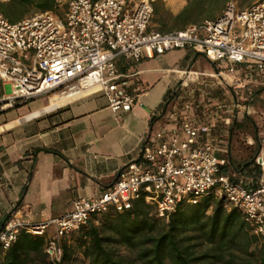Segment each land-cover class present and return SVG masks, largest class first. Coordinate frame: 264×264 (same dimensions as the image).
<instances>
[{
    "label": "built area",
    "instance_id": "1",
    "mask_svg": "<svg viewBox=\"0 0 264 264\" xmlns=\"http://www.w3.org/2000/svg\"><path fill=\"white\" fill-rule=\"evenodd\" d=\"M153 1L67 0L61 15L36 11L14 22L0 13V86H9L0 95V111L42 94L87 92H100L113 112L129 111L134 98L125 91L126 76L117 72L119 57L138 61L188 48L224 69L221 79L197 80V86L180 95L182 111L175 106L168 113L171 128L158 127L139 158L120 167L98 194L77 197L67 213L37 224L6 218L0 226L2 250L20 231L43 235V252L54 264L61 258V239L93 216L123 212L141 200L166 222L178 204H195L207 194L235 207L250 232L264 236V149L252 158L257 176H236L225 156L227 141L210 134L221 112V130L227 135L235 119L231 113L247 111L264 80V0L244 7L230 0L213 18L166 32L149 28ZM230 75L237 77L231 85L224 81ZM227 86L230 92L216 98L214 90L225 92ZM184 87L181 83L180 89ZM195 90H200L198 96ZM49 226L53 232L47 234Z\"/></svg>",
    "mask_w": 264,
    "mask_h": 264
},
{
    "label": "crops",
    "instance_id": "2",
    "mask_svg": "<svg viewBox=\"0 0 264 264\" xmlns=\"http://www.w3.org/2000/svg\"><path fill=\"white\" fill-rule=\"evenodd\" d=\"M153 2L166 17L178 13L186 0ZM150 21L149 28L156 30ZM115 64L126 76L125 91L134 98L129 111H111L100 92L62 101L42 94L0 111V226L12 215L28 224L44 222L67 213L75 198L98 194L120 167L139 158L158 127L171 128L169 111L175 106L182 111L181 83H211L224 75L221 64L188 48L138 61L119 57ZM236 78L230 75L224 81L231 85ZM8 92V85L0 86V95ZM228 92L227 86L225 92L218 87L213 93L219 99ZM231 114L237 118L240 112ZM226 131L221 130L219 112L210 134L227 141ZM52 232L49 226L46 233Z\"/></svg>",
    "mask_w": 264,
    "mask_h": 264
},
{
    "label": "trees",
    "instance_id": "3",
    "mask_svg": "<svg viewBox=\"0 0 264 264\" xmlns=\"http://www.w3.org/2000/svg\"><path fill=\"white\" fill-rule=\"evenodd\" d=\"M226 1L186 0L178 13L166 17L162 15V6L153 2L151 20L161 32L182 29L203 17L213 18ZM55 4V0H8L0 2V13L14 22L23 15L21 8L53 10ZM244 126V120H232L228 127V167L236 176L254 177L258 168L252 158L258 147L247 146L250 154L245 152L239 160L230 154V137ZM213 196L207 194L195 204H178L166 222L150 213L151 207L141 200L134 201L123 212L103 213L99 224L89 220L61 239V258L54 264H73L74 253L80 255L84 264H134L118 255L114 245L134 249L139 264H193L208 258L221 264H264V236L252 234L235 207H228L223 199ZM187 231L197 232L213 251L192 256L191 246L185 243L189 238ZM44 240L43 235L20 231L10 246L4 250L0 247V264H52L43 252Z\"/></svg>",
    "mask_w": 264,
    "mask_h": 264
},
{
    "label": "rangeland",
    "instance_id": "4",
    "mask_svg": "<svg viewBox=\"0 0 264 264\" xmlns=\"http://www.w3.org/2000/svg\"><path fill=\"white\" fill-rule=\"evenodd\" d=\"M227 1H230V0H227ZM231 1L235 2L237 7H244V6H248L252 4L256 0H231ZM55 2H56L55 7L51 11L57 15H61L63 10L65 9L67 0H55ZM224 5L221 7V9L218 12L215 13V16L223 9ZM36 11L37 10L34 9L32 6L27 7V8H21V12L23 13V15L20 18L24 16H28ZM149 26L151 27V21L149 23ZM193 86L194 85L190 84V86H187V87L192 88ZM187 87H185V89L182 90L183 95H186L187 93L186 91L188 89ZM194 94L198 96L200 94V90H195ZM239 102H240L239 104L241 105L246 104L245 101L243 100ZM248 107L249 108L247 111L239 110L240 111L239 116L234 119L237 122L244 120L245 126L240 131H233L231 137L229 136L230 137V141H229L230 154L236 160H239V157L243 156L245 152H248V155L250 154V149L247 146L250 145L251 148L253 149L255 147H258V150L260 149V147L264 146V134H263L264 132V85H259L256 87L255 93H254V99L252 100V102L249 104ZM253 135L255 136V139L253 138ZM225 137L228 140V134ZM249 139L251 143H248ZM225 156L227 157V154ZM213 197L217 198L216 196H213ZM150 213H152V209L150 210ZM207 213H210V209L207 210ZM101 216L102 214L93 216L90 220H92L94 224H99ZM159 223L160 225H162V222H159ZM186 234L189 236V238L186 239L185 243L191 246L192 256H198L202 254L204 251H208V253H211L213 251V250L208 249L209 246L203 242L202 238L198 236L197 232L187 231ZM113 248L115 249L118 255L131 260L134 264H139V262L135 260V255H134L135 250L134 249L125 247L123 245H114ZM72 263L73 264H84L85 262L81 259L78 253H74V260L72 261ZM193 264H221V263L216 262L211 258H208V259H201L198 261H193Z\"/></svg>",
    "mask_w": 264,
    "mask_h": 264
},
{
    "label": "bare ground",
    "instance_id": "5",
    "mask_svg": "<svg viewBox=\"0 0 264 264\" xmlns=\"http://www.w3.org/2000/svg\"><path fill=\"white\" fill-rule=\"evenodd\" d=\"M75 96H77V95L69 94V95L58 96V95L53 94V98L59 99L58 101L66 100V99H69V98H72V97H75Z\"/></svg>",
    "mask_w": 264,
    "mask_h": 264
}]
</instances>
